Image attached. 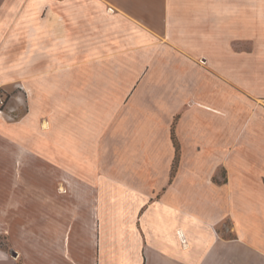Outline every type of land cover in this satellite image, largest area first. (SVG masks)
Returning a JSON list of instances; mask_svg holds the SVG:
<instances>
[{
	"label": "crops",
	"instance_id": "1",
	"mask_svg": "<svg viewBox=\"0 0 264 264\" xmlns=\"http://www.w3.org/2000/svg\"><path fill=\"white\" fill-rule=\"evenodd\" d=\"M167 1L57 0L74 23L70 43L92 38L101 32L97 21L110 18H132L136 32L139 24L165 32ZM200 5L190 0L183 15L194 17ZM64 15L52 24L63 25ZM81 20L92 28H78ZM42 28L39 44L67 50L61 55L74 64L89 62L80 53L85 43L79 50L60 44L55 30L45 41ZM165 45L171 59L147 62L112 121L86 99L70 110L68 149L46 152L57 138L40 135L26 158L35 168L15 170L4 156L0 238L7 248L0 244V264H264V106L247 102L230 75L198 67L193 52ZM187 68L195 69L191 83ZM148 82L155 87L146 89Z\"/></svg>",
	"mask_w": 264,
	"mask_h": 264
},
{
	"label": "rangeland",
	"instance_id": "2",
	"mask_svg": "<svg viewBox=\"0 0 264 264\" xmlns=\"http://www.w3.org/2000/svg\"><path fill=\"white\" fill-rule=\"evenodd\" d=\"M189 1H167L170 16L165 32L150 33L140 24L141 30L136 32L138 23L132 18L126 23L110 18L107 24L97 21L101 32L93 33L92 38L82 34L70 43L69 25L74 27V23L57 0H0V165L4 156L11 155L15 170L24 163L35 168L36 160L26 158L35 152L40 135L57 138L56 144L46 142V152L68 149L70 110L84 105L86 99L93 107L102 106L103 115L112 121L129 103L140 77L150 67L147 62L171 59L165 44L183 54L193 52L198 67L230 75L229 83L246 95L247 102L264 106V0H198L201 7L194 8V17L182 12ZM108 9L114 12L112 6ZM57 14H65L63 25L52 24ZM43 26L45 41L53 39L55 30L61 36L60 44L70 43L78 49L85 43L87 51L80 53L89 54V62L74 64V57L61 55L67 50L39 44L42 33L36 31ZM78 28L92 26L81 20ZM176 56L173 53L175 60ZM178 66L183 68L175 64ZM186 70L191 83L195 69ZM154 87L152 82L146 85V89ZM44 120L49 122L48 128ZM27 124L40 129H27ZM5 135L11 138L6 141ZM64 152L67 157L68 150ZM0 244L7 248L6 240L0 238Z\"/></svg>",
	"mask_w": 264,
	"mask_h": 264
},
{
	"label": "trees",
	"instance_id": "3",
	"mask_svg": "<svg viewBox=\"0 0 264 264\" xmlns=\"http://www.w3.org/2000/svg\"><path fill=\"white\" fill-rule=\"evenodd\" d=\"M173 143H174V146H175V149H176V158L178 156V153H179V144H178V141L175 137H173ZM17 264H25L24 262H22L21 260H18Z\"/></svg>",
	"mask_w": 264,
	"mask_h": 264
},
{
	"label": "bare ground",
	"instance_id": "4",
	"mask_svg": "<svg viewBox=\"0 0 264 264\" xmlns=\"http://www.w3.org/2000/svg\"><path fill=\"white\" fill-rule=\"evenodd\" d=\"M44 125H47L46 123Z\"/></svg>",
	"mask_w": 264,
	"mask_h": 264
}]
</instances>
